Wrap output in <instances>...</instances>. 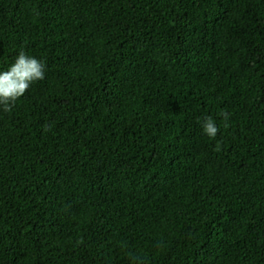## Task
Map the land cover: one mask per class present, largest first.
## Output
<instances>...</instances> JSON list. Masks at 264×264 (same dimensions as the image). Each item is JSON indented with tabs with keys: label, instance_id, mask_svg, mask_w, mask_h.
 Returning <instances> with one entry per match:
<instances>
[{
	"label": "trees",
	"instance_id": "obj_1",
	"mask_svg": "<svg viewBox=\"0 0 264 264\" xmlns=\"http://www.w3.org/2000/svg\"><path fill=\"white\" fill-rule=\"evenodd\" d=\"M21 51L0 264H264V0H0Z\"/></svg>",
	"mask_w": 264,
	"mask_h": 264
},
{
	"label": "clouds",
	"instance_id": "obj_2",
	"mask_svg": "<svg viewBox=\"0 0 264 264\" xmlns=\"http://www.w3.org/2000/svg\"><path fill=\"white\" fill-rule=\"evenodd\" d=\"M44 78L45 64L21 51L9 70L0 72V107L4 112H10L16 101L27 92L29 87ZM221 115L225 121L228 120V113L222 112ZM202 129L210 138H215L219 131L211 117L204 119ZM44 130L50 131L51 126L45 127Z\"/></svg>",
	"mask_w": 264,
	"mask_h": 264
}]
</instances>
